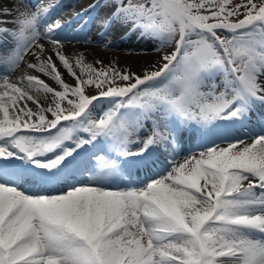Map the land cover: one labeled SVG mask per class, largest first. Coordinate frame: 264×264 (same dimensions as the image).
<instances>
[{"label":"snow or ice","instance_id":"1","mask_svg":"<svg viewBox=\"0 0 264 264\" xmlns=\"http://www.w3.org/2000/svg\"><path fill=\"white\" fill-rule=\"evenodd\" d=\"M110 6V20L170 49L153 70L76 57L78 74L61 22L41 30V3L0 20V264H264V118L243 139H211L264 108V0ZM185 132L199 135L200 150L160 167L153 154L174 152ZM134 170L151 175L115 183Z\"/></svg>","mask_w":264,"mask_h":264},{"label":"bare ground","instance_id":"2","mask_svg":"<svg viewBox=\"0 0 264 264\" xmlns=\"http://www.w3.org/2000/svg\"><path fill=\"white\" fill-rule=\"evenodd\" d=\"M11 2L14 3L13 7H19L21 9H23L25 6L21 5L19 1L17 0H0V10L3 9H8L11 5ZM67 1H65L64 3H66ZM90 2V0H83L81 2L80 6H83L84 4H88ZM79 7L77 5H75V8H73L72 10H77ZM57 8H55L52 12L56 11ZM14 14L17 15V11H14ZM102 14L99 13V15ZM102 16V15H101ZM1 17V16H0ZM44 17V15H43ZM101 19V17L98 18V21ZM104 20L106 18H103ZM103 20V22H104ZM100 26H97L96 29H100L102 28ZM118 26H120V22L115 20L112 24V27H110V32L111 29L114 30V36L113 38H108L106 40V42H111L112 46H108V48H105L103 46H97V45H91V44H84V43H63L62 45V51L63 53L70 58V60L73 62L75 61L76 57H83L84 60V64H92L93 67H101V64H106V65H116L117 67L119 66H126L128 68L131 69L132 72H139L143 66L145 64H148L150 62H155V61H159L161 55L163 54L161 50H157L155 53H146V54H138L137 52H129L126 51V48H130V47H140L142 45L145 44H141L140 42H135L134 36L133 38H129L127 40L123 39L124 33L122 34V36H118L120 35L121 31H118ZM41 30H43V27L41 28ZM123 32V31H122ZM117 33V34H116ZM118 37H116V35ZM92 40H97L99 39L97 37V35H95L94 37L91 38ZM41 43L45 44V47L47 49H51V44L47 41L42 40ZM139 44H141L139 46ZM51 51L46 52L45 55H50ZM26 60L31 61L33 63H36L35 59L31 56H26L25 57ZM53 59L55 60V57L53 56ZM100 61V64H97L96 62ZM57 67L59 68L61 74H62V78L66 79V80H72L73 78L71 76H69L66 72V70L62 67V65L59 64V62L57 61ZM74 69L75 71L79 74L80 69L78 67H75L74 64ZM26 70V65L24 63H21L20 67L16 69L14 75L11 77L12 79H17L19 78V76ZM29 74L35 75L37 76L40 80H43L45 83L51 84V86H56L59 87V85H56V82L54 80H52L51 78L45 76L42 73H39L37 71H33V70H28ZM32 95L39 100L41 106L47 107L49 103H52L53 97L52 94L48 93H44L43 91L37 92L35 89H32L31 92ZM29 107H32L33 109H35V105L32 102H28ZM46 115L49 116V118H51V114L50 113H46ZM183 159H179L177 162H182Z\"/></svg>","mask_w":264,"mask_h":264},{"label":"rangeland","instance_id":"3","mask_svg":"<svg viewBox=\"0 0 264 264\" xmlns=\"http://www.w3.org/2000/svg\"><path fill=\"white\" fill-rule=\"evenodd\" d=\"M101 7L107 9L108 11H109V9L113 8V6H110V0H104L103 3H102V5H101ZM120 25L122 26V24H120ZM137 32H139V31H137ZM143 41H144L143 44H145V45L140 46L141 44H139L140 47H130V48H126V51H129L131 53L132 52L133 53L134 52H137L138 54H146V53H155L160 48V46L156 42H154V41H150V40H147L145 38H144ZM169 50H170L169 48H163V51H169ZM163 51H162V53H163ZM159 61L150 62L148 64H145L143 66V68L139 72H135V73L138 74V75H142L143 72L146 71V70H148V71L153 70L152 69V66L153 65H158ZM101 65H102L101 67H110V65H106V64L105 65L104 64H101ZM118 68H120V69H128V70L131 71L130 68H128L126 66H123V65L122 66H119ZM64 81L67 84H69L70 86H74L75 85V84H73V83H75V80L74 79H72V80H66V79H64ZM55 89L57 91H59L58 88H55ZM86 91H87L86 94L91 95V94L94 93L95 89L94 88H88V90H86ZM100 108H101V106H100Z\"/></svg>","mask_w":264,"mask_h":264}]
</instances>
